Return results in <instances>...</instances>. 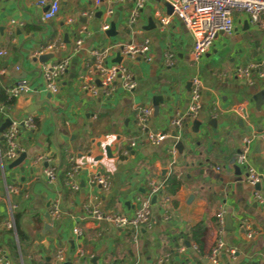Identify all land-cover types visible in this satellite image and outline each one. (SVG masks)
I'll use <instances>...</instances> for the list:
<instances>
[{"label":"crops","instance_id":"1","mask_svg":"<svg viewBox=\"0 0 264 264\" xmlns=\"http://www.w3.org/2000/svg\"><path fill=\"white\" fill-rule=\"evenodd\" d=\"M134 9L135 0H101L98 5L95 0H60L56 17L44 20L46 8L37 0H0V126L5 118L31 115L35 120L32 129L21 131L26 157L14 167L4 157L2 133L7 126L0 131V255L10 264H57L55 252L61 248L71 264H159L166 254L168 260L161 264H211L207 256L216 238V214L222 208V239L230 252L222 251L220 262L264 264V208L253 199L254 188L235 160L243 137L251 136L249 162L264 177V155L261 148L256 151L264 135V105L256 107V95L264 102V77L255 71L248 78L235 74L239 66L264 61V27L252 24L245 12H234L233 31L218 33L195 63L190 33L177 16L166 13L163 1L146 0L132 21ZM157 12L170 15L168 25H160ZM105 21L109 28L114 25L111 36L101 29ZM78 37L82 42L75 49ZM146 38L150 61L121 56L122 45ZM50 43L56 48L39 54ZM95 49L106 51L107 64L117 63L120 54L136 87L127 91L116 80L112 92L103 94L92 68ZM45 54L46 62L41 63L37 58ZM63 59L68 65L53 94L41 68ZM85 74L93 78L96 94L83 88ZM193 76L201 80V107L188 120ZM21 78L28 82L27 91L12 98L11 105L2 104L5 94L10 98L8 89ZM154 95H160L163 103L158 114L152 112L148 118L147 130H163L169 136L129 149L138 131L137 108H153ZM177 117L183 119L178 132L171 124ZM195 119L200 121L197 131ZM178 140L181 152L175 148ZM124 148L129 149L126 156L120 154ZM41 155L57 164L55 182L46 179L43 164L36 161ZM74 163L80 165L75 173L77 190L67 185L66 173ZM96 172L110 176L108 191L91 181ZM171 177L178 186L168 192L165 183ZM152 181L162 185L168 202L161 203L157 196L149 224L138 231L91 217L89 211L96 204L102 210L132 214L138 207L135 198L149 194ZM9 186L17 191H7ZM55 200L60 213L48 222L45 213ZM10 219L14 227L8 229L4 223ZM16 225L26 235L23 242Z\"/></svg>","mask_w":264,"mask_h":264},{"label":"built area","instance_id":"2","mask_svg":"<svg viewBox=\"0 0 264 264\" xmlns=\"http://www.w3.org/2000/svg\"><path fill=\"white\" fill-rule=\"evenodd\" d=\"M101 0H95V4L98 5ZM146 0H135V9L131 15L132 21L135 19L137 10L142 7ZM168 3L172 8L173 15L177 16L186 27L193 39V48L191 51V61L198 62L202 56L213 45L214 40L218 33H231L234 29L233 14L234 12H245L248 15L249 21L252 24H256L260 27H264V21L262 16L264 15V0H161ZM38 5L46 8L43 19L49 20L59 12L60 0H37ZM160 25L166 26L170 22V15L156 13ZM72 22V19H68ZM109 23L105 21L101 29L107 30ZM85 31L84 27L80 28V33ZM81 38L78 37L74 41L75 49H78L81 45ZM56 48L54 43H50L42 47L39 54H43L52 51ZM120 54L122 57L136 58L140 57L146 61L151 60L150 56V44L146 38L140 43H129L120 47ZM94 58L93 70L98 73L100 79L101 88L103 94L109 95L112 92V85L116 80H120L121 86L131 91L136 87V80L132 72L122 64V62L107 64L105 62L106 51L100 52L98 50L92 51ZM171 55L166 56V63L171 65ZM68 65V60L63 59L51 65H42L41 73L46 85V88L51 93L58 92L57 81L63 76ZM252 71H255L258 77H264V61L258 63H249L244 66H239L235 69V74L238 77L248 78ZM201 80L198 76H193L190 80V91L186 118L192 120L196 117L200 107V90ZM83 88L91 94H96L95 83L93 78L87 74L83 76ZM28 89V82L26 79L21 78L16 81L8 89L10 98L19 96L21 93L26 92ZM136 122L138 126L137 134L129 141V149L139 145L141 142H150L153 144L160 143L166 137L168 133L163 130L148 131L147 121L153 112V108L150 106L138 107L136 111ZM171 124L175 127L176 132L182 128L183 119L177 117L172 119ZM34 127V118L28 115L20 120H12L10 124L3 131L2 136L6 143V150L4 157L6 161L12 162L22 152L24 147L21 141V131L30 130ZM251 136H244L242 144L238 152L236 153L235 160L239 167H243L245 171V180L250 184L253 189V199L264 208V177L250 162V142ZM262 147L261 152L264 155V135L261 136ZM124 148L120 152L121 155H128L129 149ZM175 150V148L173 149ZM173 153V152H172ZM73 159V158H72ZM37 162L43 164V174L49 182H55L58 176L57 164L48 155L38 156ZM80 169V165L74 163L69 171H67V185L72 190L78 189V184L75 179V173ZM91 181L98 184L104 191H108L111 187L110 176L106 173L96 172L91 175ZM259 185L258 188L255 186ZM162 185L155 181L150 183L149 194L135 198L138 207L135 211L128 215L125 213L102 210L96 204L90 209L91 217L95 221H105L112 224L118 229H131L139 230L141 227L149 224L152 206V197L160 196L161 203H167L168 198L162 194ZM7 191H17L16 186H9ZM58 200L52 202L49 207V214L53 218L59 216ZM217 216L218 227L216 229V238L214 244L207 256L208 261L211 264H222L219 260V255L222 251L230 252V249L226 246L222 239V233L224 230V210L221 208ZM6 228H13V219L7 220L4 223ZM76 235H80L79 228L74 229ZM250 236V234H248ZM136 236H134L135 240ZM184 248L180 247V251ZM63 249H57L55 252V261L61 263L64 261ZM169 255L161 257L159 264L165 263L168 260ZM0 264H10L8 259L4 255H0ZM137 264V263H133Z\"/></svg>","mask_w":264,"mask_h":264},{"label":"water","instance_id":"3","mask_svg":"<svg viewBox=\"0 0 264 264\" xmlns=\"http://www.w3.org/2000/svg\"><path fill=\"white\" fill-rule=\"evenodd\" d=\"M163 4L165 6L166 13L167 14H171L172 13L171 6L168 3H166V2H163ZM113 28H114V25H113V23H111L110 28L108 30H106V34L107 35H110V36L113 35L114 34L113 33V31H114ZM47 57H48V55L45 54V55H40L37 59L41 63H44V62H46ZM121 60H122V57L120 56V54H117L116 62H120ZM35 95L37 96L36 93H35ZM258 98H260V94L256 95V107H257V109H260V107L262 105H264V102L262 100L258 99ZM167 100H169V97L167 98ZM161 103H163L162 97L160 95H154L153 98H152V106H153V114L154 115H157L158 114L159 105ZM39 104L40 103L36 100V105H39ZM9 124H10V119L9 118H5L4 121H3V123L0 126V131H3V129L6 126H8ZM193 125H194V127H193L194 128V131H197L198 130V127L200 125V121L195 119L193 121ZM172 135L175 136V132H173ZM175 148L178 150V152H181L182 151V142L180 140H178L176 142ZM260 148H261V144L260 143L256 144V151L257 152L260 151ZM106 150H107V156L108 157H111V152H110L109 147L106 148ZM25 157H26V153L25 152H22L15 160H13L10 163L9 166L10 167H14V166L19 165L25 159ZM233 161H234V159L231 162H233ZM20 168H21V170H23V167H20ZM236 168H238V167H236ZM255 187L258 188L259 185H256ZM155 200H156V196H153L152 197V202H154ZM45 217H46L47 221L49 222L50 221V214H49L48 211L45 213ZM47 226H48V224L45 225V228H47ZM56 263L57 264H71L69 261H65V260L62 261L61 263H59V262H56ZM79 264H81V262Z\"/></svg>","mask_w":264,"mask_h":264},{"label":"trees","instance_id":"4","mask_svg":"<svg viewBox=\"0 0 264 264\" xmlns=\"http://www.w3.org/2000/svg\"><path fill=\"white\" fill-rule=\"evenodd\" d=\"M12 101H13V99L7 98V95L5 94V96H3L2 100H1V103L9 106V105H11ZM165 185L168 188V192H173L174 189L178 186V182L175 181V179L171 177L168 181H166ZM161 191L163 193V189ZM15 220L17 221V215H15ZM16 233H17V236H18V239L20 240V242H23V240L26 238V235L19 229V227L17 225H16Z\"/></svg>","mask_w":264,"mask_h":264},{"label":"rangeland","instance_id":"5","mask_svg":"<svg viewBox=\"0 0 264 264\" xmlns=\"http://www.w3.org/2000/svg\"><path fill=\"white\" fill-rule=\"evenodd\" d=\"M5 162V161H4Z\"/></svg>","mask_w":264,"mask_h":264}]
</instances>
